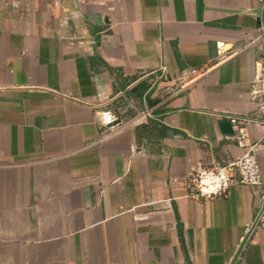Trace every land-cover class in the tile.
I'll list each match as a JSON object with an SVG mask.
<instances>
[{
  "label": "crops",
  "instance_id": "obj_1",
  "mask_svg": "<svg viewBox=\"0 0 264 264\" xmlns=\"http://www.w3.org/2000/svg\"><path fill=\"white\" fill-rule=\"evenodd\" d=\"M227 114L262 182L203 199ZM247 234L264 264V0H0V264H231Z\"/></svg>",
  "mask_w": 264,
  "mask_h": 264
},
{
  "label": "built area",
  "instance_id": "obj_2",
  "mask_svg": "<svg viewBox=\"0 0 264 264\" xmlns=\"http://www.w3.org/2000/svg\"><path fill=\"white\" fill-rule=\"evenodd\" d=\"M207 72L208 67L192 70V74L197 76H203ZM151 114V110H140L131 122H138ZM226 117L232 124L237 144L245 152L242 156L227 164L214 166L200 164L192 171V186L196 191V195L203 199H213L226 193L235 181L251 187L259 186L262 182V170L254 146L249 142L245 126L246 118L235 114H227Z\"/></svg>",
  "mask_w": 264,
  "mask_h": 264
},
{
  "label": "water",
  "instance_id": "obj_3",
  "mask_svg": "<svg viewBox=\"0 0 264 264\" xmlns=\"http://www.w3.org/2000/svg\"><path fill=\"white\" fill-rule=\"evenodd\" d=\"M221 125H222V127H223V129H224L225 132H229V133H232L233 132V128H232L231 122H229V121H223L221 123ZM248 236H249V234H247L245 236L244 240L240 244V246H239V248H238V250H237V252H236V254H235V256H234V258H233V260L231 262V264H234L235 263V261L238 258V256H239V254H240V252H241V250H242L245 242L247 241Z\"/></svg>",
  "mask_w": 264,
  "mask_h": 264
}]
</instances>
